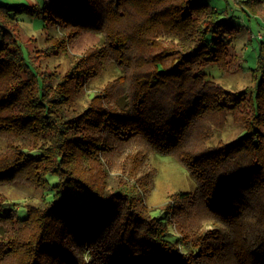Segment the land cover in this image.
Instances as JSON below:
<instances>
[{
    "label": "trees",
    "instance_id": "16d2710c",
    "mask_svg": "<svg viewBox=\"0 0 264 264\" xmlns=\"http://www.w3.org/2000/svg\"><path fill=\"white\" fill-rule=\"evenodd\" d=\"M48 2L57 18L53 27L65 21L77 29L99 28L114 53L106 62L117 66L126 60L129 68L121 74L125 87L113 85L119 93L114 107H108L106 96L101 104L98 92L78 105L72 85H83L76 73L88 72L84 67L97 72L109 52L95 51L75 73L55 81L68 86L52 87L54 79L40 75L23 55L13 34L19 22L0 6V264H216L214 256L227 253L236 264H264V51L252 71L257 88L233 94L204 72L211 63L226 64L231 34L220 11L205 3ZM133 3L138 13L131 15L127 5ZM128 18L140 34L139 45L121 23ZM110 20L120 27L111 28ZM213 111L235 115L244 129L226 143L198 149L195 125ZM132 142L142 146L130 157L134 163L151 153L187 158L195 190L174 194L178 203L216 214L208 213L215 222L210 236L205 234L209 240L202 244L200 233L195 241L179 237L170 232L168 215L157 221L144 206L138 208L131 188L107 184L102 156ZM86 169L96 171V178ZM15 187L27 193L16 194ZM29 191L35 196L25 202ZM252 225L257 226L254 245L246 240L254 234ZM233 232L240 234L237 240ZM232 245L241 250L244 245L256 261H237Z\"/></svg>",
    "mask_w": 264,
    "mask_h": 264
},
{
    "label": "rangeland",
    "instance_id": "374dc122",
    "mask_svg": "<svg viewBox=\"0 0 264 264\" xmlns=\"http://www.w3.org/2000/svg\"><path fill=\"white\" fill-rule=\"evenodd\" d=\"M194 1L205 3L220 11V16L226 19L230 28L226 33H231L228 37L227 52L229 58L226 59V64L224 66L215 63L207 65L204 68L207 78L212 80L215 85H221L233 94L241 91L244 94L255 90L259 79L257 72L254 76L252 71L257 69L259 53L264 51V0ZM1 5L7 13L14 16L19 22L16 31L13 28V34L17 37L15 38L21 46L23 55L26 59L29 55L40 75H50L49 80L54 79L52 87L56 85L62 87V84L68 86V83L62 81V83L55 85V81L61 80L63 77L68 78L67 76L75 73L76 69L82 66L81 64L95 51H108L109 58L103 59L101 64L99 63L97 72L90 71L83 66L88 72L84 70L76 73V80H81L83 88L79 89L77 84L72 85L73 93L77 92L73 100L78 105L85 106L90 101L89 94L98 92L101 104L105 103L103 96H106V104L107 100L109 101L108 107H114L112 104L116 102L119 93L115 91L113 85H119L122 89L125 87L121 74L126 72L129 66L124 64L126 60L118 62V68L110 61L106 62L112 60L114 53L113 50L107 49V42H103V31H100L99 28L95 30L77 29L67 25L65 21L61 23V26L53 27L57 18L51 12L48 0H0ZM127 6L131 10V15L138 13V11H134L136 9L134 3ZM130 21H132L131 18L123 19L121 23L124 27L129 28L128 37L131 40H137L136 44L139 45L140 34L132 28L135 24L134 20L132 26H130ZM110 22L111 28L120 27L119 24H116V20H110ZM68 30H71V33H67ZM162 43L167 46V42L162 40ZM171 48L167 47L169 50ZM121 67L123 68L121 69ZM15 71L16 76L22 80L27 78L23 71L19 69ZM261 80L260 84L264 87V76ZM1 84L0 82V88H4ZM75 89H79V91H75ZM262 101L264 102V98ZM219 114L213 111L207 118L196 123L194 132V136L197 138L196 148L201 149L210 145L226 143L244 129V123L242 120L236 119L235 115H232V118L229 114L226 116ZM236 116L240 118L238 115ZM207 119L211 121V124L207 122ZM116 147V150L101 158L102 164L100 166L107 170L110 178V181L107 180V184L114 187L125 184L131 188L139 200L138 208L141 205L144 206L146 212L150 211V216L155 217L157 221L164 222L166 215H168L167 219L172 228L169 230L179 237L183 236L187 240L194 237L193 241H195V237L199 235L196 233H200L204 235L202 244L209 240L205 234L210 236V230L214 227L215 222L211 221L208 213L213 216L216 214L210 213L209 210H207L208 213L204 212L201 207L192 203L186 204V201L178 203L177 195L174 194L183 191L191 195L195 190V182L185 166L187 158L183 156L184 161L176 152L151 153L148 156L145 155L143 160L134 163L130 157L132 153H141L142 146L140 144L132 142ZM128 157L130 158L129 161ZM152 169H155V172L151 176V182L150 173ZM86 170L89 174H87L88 177L96 178V171L93 169ZM81 171L84 172L82 168ZM104 180L106 179L100 177V182ZM14 190L16 194L25 195L27 193L23 187H15ZM26 196L25 202L35 195L29 191ZM19 213L24 215L22 209ZM233 227L238 226L234 225ZM256 227L252 225L254 234L246 238L250 245H254L256 241ZM239 235V233L233 232L232 238L237 240ZM232 249L238 251L237 261L241 258H244L243 260L246 262L254 263L256 261L254 255H247V249L244 245L242 250L237 245H232ZM216 253L218 252L214 250L212 254ZM229 256L228 253L215 255L211 262L219 264L216 261L218 260L220 264H236L231 261Z\"/></svg>",
    "mask_w": 264,
    "mask_h": 264
}]
</instances>
